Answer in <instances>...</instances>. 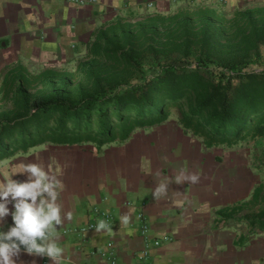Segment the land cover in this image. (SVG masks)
<instances>
[{
  "label": "trees",
  "instance_id": "trees-1",
  "mask_svg": "<svg viewBox=\"0 0 264 264\" xmlns=\"http://www.w3.org/2000/svg\"><path fill=\"white\" fill-rule=\"evenodd\" d=\"M263 13L264 8L246 10L227 19L196 5L135 22L119 18L96 36L78 65L86 84L72 90L75 75L67 68L34 78L21 68L9 71L4 90L13 108L0 112V163L48 144H90L100 152L129 141L137 130L166 123L174 113L207 148L264 139ZM125 73L135 78L124 81ZM33 80L43 87L30 91ZM252 196L218 215L245 220L252 234H262L264 187ZM256 204L263 205L260 212L237 217Z\"/></svg>",
  "mask_w": 264,
  "mask_h": 264
},
{
  "label": "crops",
  "instance_id": "crops-1",
  "mask_svg": "<svg viewBox=\"0 0 264 264\" xmlns=\"http://www.w3.org/2000/svg\"><path fill=\"white\" fill-rule=\"evenodd\" d=\"M262 2L226 0L220 9L237 13ZM185 6L186 2L170 0H96L86 5L0 0V79L5 84L13 69L37 75L78 67L96 36L125 14L174 13V8L180 11ZM180 131L183 141L174 142L176 135L170 132L159 145L150 143L143 156L140 152L130 160L111 159L105 152L100 159L84 161L86 173L72 179V193L58 200L64 203L58 229L62 264H111L101 256L106 249L115 251L118 264H264V233L252 234L250 226L239 228L232 219L218 215L220 209L249 202L252 192L245 186L247 180L241 181L240 192V185L232 184V171H236L232 159L215 162L209 171L206 162L212 158L205 150L210 148L184 128ZM67 212L72 219L65 217ZM104 212L114 219L111 234L106 229L82 230L103 220ZM141 212L149 225L145 235L137 217ZM123 216L128 217L127 224ZM6 222L11 224V218ZM246 235L250 236L241 241ZM144 249H149L147 257L141 255ZM20 255L27 259L21 264H52L47 257L23 250Z\"/></svg>",
  "mask_w": 264,
  "mask_h": 264
},
{
  "label": "rangeland",
  "instance_id": "rangeland-1",
  "mask_svg": "<svg viewBox=\"0 0 264 264\" xmlns=\"http://www.w3.org/2000/svg\"><path fill=\"white\" fill-rule=\"evenodd\" d=\"M204 1V0H203ZM205 1H211V0H205ZM219 5H216L214 8L216 11H221L220 15L226 17L227 19L232 18L236 13H228L225 12V10H222L220 8H223V3L218 2ZM178 5V4H174ZM189 8H196V5L188 4L186 3ZM183 7V6H181ZM259 8H264V2L262 4H255L251 5L247 8H244L240 10L239 12H244L246 10H255ZM179 8H174V13L178 12ZM184 9V8H183ZM186 9V8H185ZM188 9V8H187ZM178 10V11H177ZM181 10V9H180ZM223 12V13H222ZM171 13H164V14H172ZM264 14V13H263ZM147 15V13L141 12L136 13L132 15L125 14L123 18L129 17L130 21L135 22L138 19H142ZM264 60V59H263ZM67 68V69H66ZM66 71H69L73 75H75L72 78V89H76L79 86L86 84V75L84 68L82 70H79L78 67L74 65V68L66 67ZM63 69V68H62ZM112 70V71H111ZM111 72H117L115 69H110ZM121 71L119 70V76L121 78ZM36 76V73L32 75L31 77L34 78ZM130 77V78H129ZM132 78V80L135 78L134 75L130 76L128 73H125L122 75V80L126 81L128 78L129 80ZM131 80V81H132ZM124 83V82H123ZM43 85H41L37 80H33L30 91L35 92L36 90L42 88ZM5 84L2 83V79H0V112L7 111L13 108L12 105V95L7 93ZM181 127L178 122V117L176 116V113L172 115V117L164 124L155 126L153 128H147V129H141L137 130L134 137L129 141V144L125 143H114L111 145H106L102 148V152H98L95 145L85 144L80 146H57V145H44L35 149L30 150L27 154H21L17 155L11 159L4 160L0 163V182H3L4 180H7L9 176L14 172H19L22 170V165L24 163H37L40 164L42 167L45 168L46 171H48L52 175H56L58 179L62 182V188L60 190L61 194L60 197L64 194H71L72 190L69 187V182L82 178L85 171V166H83L84 161L88 159H100L101 157H104V153L106 152L109 158H115L117 156L121 157L122 160H128L131 156L133 159L134 155L136 153H140L141 155L143 152L148 151V147L150 143H153L154 145H159L161 141L165 138V136H170V132H174L176 135V139L174 142H181L184 140V137L181 136L182 132L180 131ZM191 134V133H190ZM192 135V134H191ZM140 148V149H138ZM138 149V150H137ZM106 150V151H105ZM139 151V152H138ZM212 159L211 162H206V166L209 168V171L212 170L214 165H217L219 163H225L226 160H228V163L232 159V166L236 167V171H232V184L236 182L237 185H240V188L244 185V183H241L243 180H247L245 186L249 191L251 190V195L249 196L251 201V198L253 197V191L258 186L264 187V139L259 138L257 140L248 138L245 141H241L238 145L229 147L226 145L222 146H216L212 147L208 150H205ZM143 156V155H142ZM130 160V159H129ZM214 161V162H213ZM136 166H139L137 163H134ZM83 173H80V172ZM136 171V169L133 170V173ZM132 173V174H133ZM12 179L16 180H25V175L17 174ZM236 190V189H235ZM85 191V189H84ZM243 191V190H241ZM147 193V192H146ZM221 194V191L219 192ZM233 193V188H232ZM236 197V194H235ZM223 199H225L224 196H222ZM247 201V200H246ZM247 203V202H246ZM63 206L64 203H61ZM263 205L256 204V205H250L249 207H246L243 211H239L237 214L238 218L244 217L246 215H252L253 213L260 212L263 208ZM10 217L6 218L5 221H0V229L7 230V220ZM238 223L239 228L242 226L248 225V223L244 220L242 223L241 221L238 222L236 220H232V223ZM249 227V225H248ZM251 231V227L250 230ZM242 241V239H241ZM239 244H242L239 243ZM23 250V249H21ZM24 256L19 255L17 258L18 262L17 264H21L27 259L23 258Z\"/></svg>",
  "mask_w": 264,
  "mask_h": 264
},
{
  "label": "clouds",
  "instance_id": "clouds-1",
  "mask_svg": "<svg viewBox=\"0 0 264 264\" xmlns=\"http://www.w3.org/2000/svg\"><path fill=\"white\" fill-rule=\"evenodd\" d=\"M17 174L26 179L11 178ZM61 188L58 177L37 163H24L21 171L0 182V221L11 218L7 230L0 229V264H16L21 249L28 255L47 257L52 264H62L63 248L58 243L63 223L58 202ZM65 217L72 219V213ZM121 220L128 223L127 216ZM101 229L111 234L109 223L102 219L96 224V231Z\"/></svg>",
  "mask_w": 264,
  "mask_h": 264
},
{
  "label": "built area",
  "instance_id": "built-area-1",
  "mask_svg": "<svg viewBox=\"0 0 264 264\" xmlns=\"http://www.w3.org/2000/svg\"><path fill=\"white\" fill-rule=\"evenodd\" d=\"M65 2L68 3H72V4H76V5H86V4H94L96 2V0H63ZM173 3H181V2H186L188 4H193V5H201L204 7H208V8H214L216 5H219L218 2L225 4L226 0H211V1H203V0H170ZM103 215V220H105L106 222L109 223V226L111 227V220H112V216L110 213L105 212L102 214ZM138 218L140 219V221L142 222L141 225V232L143 235H145L147 233L148 230V224L143 222V215L139 214ZM96 230V224H91L88 225L87 227H84L82 230L86 231V230ZM160 242L156 241L155 245H159ZM141 255L144 257H147L149 255V249H144L141 252ZM102 257H107L110 261L111 264H118L117 263V258H116V253L114 250H109L106 249L102 252L101 254Z\"/></svg>",
  "mask_w": 264,
  "mask_h": 264
}]
</instances>
